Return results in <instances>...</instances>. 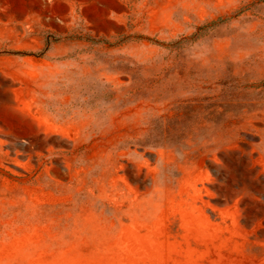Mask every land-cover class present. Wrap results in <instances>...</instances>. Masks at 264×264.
I'll return each mask as SVG.
<instances>
[{"label":"rangeland","instance_id":"374dc122","mask_svg":"<svg viewBox=\"0 0 264 264\" xmlns=\"http://www.w3.org/2000/svg\"><path fill=\"white\" fill-rule=\"evenodd\" d=\"M0 264H264V0H0Z\"/></svg>","mask_w":264,"mask_h":264}]
</instances>
